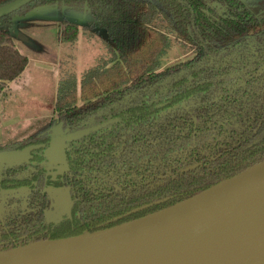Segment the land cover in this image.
Segmentation results:
<instances>
[{"label": "trees", "instance_id": "1", "mask_svg": "<svg viewBox=\"0 0 264 264\" xmlns=\"http://www.w3.org/2000/svg\"><path fill=\"white\" fill-rule=\"evenodd\" d=\"M48 5L102 33L107 59L78 82L62 76L54 106L68 132L92 126L82 123L90 116L98 128L67 143L64 173L49 172L43 149L0 169V189L28 190L0 217V251L147 215L264 161V14L242 0H34L0 18V96L28 61L13 15ZM163 24L193 55L159 70ZM59 28L60 40H76L69 18ZM49 142L45 133L9 149ZM65 185L69 213L47 220L45 188Z\"/></svg>", "mask_w": 264, "mask_h": 264}, {"label": "water", "instance_id": "2", "mask_svg": "<svg viewBox=\"0 0 264 264\" xmlns=\"http://www.w3.org/2000/svg\"><path fill=\"white\" fill-rule=\"evenodd\" d=\"M32 1L1 5L0 18ZM93 129L71 131L66 141ZM44 147L0 149V161L29 162ZM0 264H264V161L147 215L2 250Z\"/></svg>", "mask_w": 264, "mask_h": 264}, {"label": "rangeland", "instance_id": "3", "mask_svg": "<svg viewBox=\"0 0 264 264\" xmlns=\"http://www.w3.org/2000/svg\"><path fill=\"white\" fill-rule=\"evenodd\" d=\"M257 16L264 14V0H242ZM69 21L77 24L78 31L73 43L58 38L63 11L57 5L39 6L25 14L15 13L12 19L11 37L16 48L27 57V65L19 77L8 82L0 96V147L9 149L25 140L45 133L50 134V143L43 148L42 164L51 174L66 172L65 148L69 133L57 120L54 106L58 81L66 73H72L77 82L86 70L101 66L108 51L102 33L96 27L84 28L86 16L72 14ZM161 29L170 39L169 47L160 58L159 70L192 57V49L178 41L164 24ZM82 123L87 128H98L93 116ZM12 163L1 162L3 166ZM45 191L51 206L45 211L47 220H58L69 213L71 200L69 187H47ZM28 190L0 189V217L7 208L24 204Z\"/></svg>", "mask_w": 264, "mask_h": 264}, {"label": "crops", "instance_id": "4", "mask_svg": "<svg viewBox=\"0 0 264 264\" xmlns=\"http://www.w3.org/2000/svg\"><path fill=\"white\" fill-rule=\"evenodd\" d=\"M69 16H70V15H68V14H66V13L63 12V18H67V17H69ZM86 20H87V19H86ZM60 22H61V21L58 22V25L60 24Z\"/></svg>", "mask_w": 264, "mask_h": 264}, {"label": "flooded vegetation", "instance_id": "5", "mask_svg": "<svg viewBox=\"0 0 264 264\" xmlns=\"http://www.w3.org/2000/svg\"><path fill=\"white\" fill-rule=\"evenodd\" d=\"M30 145V144H29ZM28 146V145H27ZM26 147V146H25ZM67 164V163H66Z\"/></svg>", "mask_w": 264, "mask_h": 264}]
</instances>
